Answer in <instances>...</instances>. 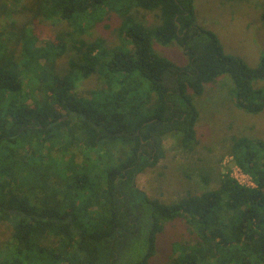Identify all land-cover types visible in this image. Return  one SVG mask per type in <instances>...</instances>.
<instances>
[{
	"label": "trees",
	"instance_id": "trees-1",
	"mask_svg": "<svg viewBox=\"0 0 264 264\" xmlns=\"http://www.w3.org/2000/svg\"><path fill=\"white\" fill-rule=\"evenodd\" d=\"M24 1L0 0V226L9 232L0 264H152L159 236L178 220L194 243H174L167 264H264L263 140L229 146L254 188L208 169L201 194L166 204L137 185L165 159L168 139L176 153L194 152L195 97L206 85L226 75L236 108L264 113V56L252 68L226 54L197 23L194 0ZM141 12L160 25L148 27ZM109 13L121 18L120 45L81 38ZM61 22L68 32L38 41L44 24ZM154 43L180 48L188 64ZM91 76L100 87L78 93Z\"/></svg>",
	"mask_w": 264,
	"mask_h": 264
},
{
	"label": "rangeland",
	"instance_id": "rangeland-1",
	"mask_svg": "<svg viewBox=\"0 0 264 264\" xmlns=\"http://www.w3.org/2000/svg\"><path fill=\"white\" fill-rule=\"evenodd\" d=\"M29 1L25 0L23 5ZM194 6L197 23L217 35L226 54L244 60L252 68L259 65L264 56V0H194ZM142 16L145 24L150 25L148 27L160 25V20L154 14L139 13V17ZM19 18L27 19L29 14ZM120 21L119 15L109 13L95 28L87 27L81 38L91 41L102 37L109 46H118L121 41L115 30ZM4 26L5 22L0 18V31ZM67 27L63 22L51 26L44 24L36 31L38 41L55 42L59 33L69 31ZM153 48L158 55L181 67L189 62L180 48L157 43L153 44ZM69 59V54L58 59L57 68L63 70ZM261 84L264 85V82ZM77 85V92L80 94L100 87L96 76L82 80ZM230 89H233L232 81L225 75L217 82L206 85L201 97H195V105L201 114L197 125V146L190 154L176 153L172 148L173 139L165 141V159L155 169L145 172L137 179L138 187L149 197L171 204L189 193L199 195L205 189L201 174L210 172L208 169L213 170L211 173L215 177L224 173H230L235 178L241 176L228 155L231 139L246 136L264 141V113L252 116L237 109L230 96ZM213 185L216 184L210 185V189L216 188ZM8 233L7 227L0 226V243L6 240ZM194 237L193 231L183 220L166 225L165 231L159 236L152 264H167L174 254L173 244L193 242Z\"/></svg>",
	"mask_w": 264,
	"mask_h": 264
},
{
	"label": "built area",
	"instance_id": "built-area-1",
	"mask_svg": "<svg viewBox=\"0 0 264 264\" xmlns=\"http://www.w3.org/2000/svg\"><path fill=\"white\" fill-rule=\"evenodd\" d=\"M238 168V167H237ZM239 169V168H238ZM239 171H240V175L241 176H238V178L236 177H234V176H232L240 185H242V186H245V187H248V188H254L255 187V185L253 184V182H252V180H251V178L249 177V176H247V175H245L240 169H239Z\"/></svg>",
	"mask_w": 264,
	"mask_h": 264
}]
</instances>
